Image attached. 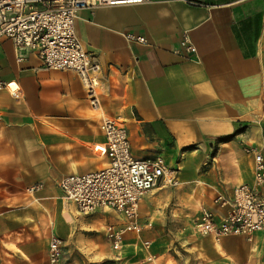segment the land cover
I'll return each instance as SVG.
<instances>
[{
  "label": "crops",
  "instance_id": "1",
  "mask_svg": "<svg viewBox=\"0 0 264 264\" xmlns=\"http://www.w3.org/2000/svg\"><path fill=\"white\" fill-rule=\"evenodd\" d=\"M262 12V0H145L80 10L75 33L101 69L94 105L74 72L48 70L35 54L18 61L3 39L0 82H16L21 97L0 89V264H49L54 236L64 242L58 264H73L65 240L77 229L121 225L110 211L80 220L58 187L63 177L107 166L93 153L104 142L103 117L123 122L135 159L160 157L177 170L178 184L197 201L189 228L201 209L224 216L228 206L215 199L230 200L234 188L251 183V150H264ZM184 36L194 54L180 49ZM190 234L179 264H264L260 233L251 241ZM130 235L137 234H125L124 249L135 244Z\"/></svg>",
  "mask_w": 264,
  "mask_h": 264
},
{
  "label": "built area",
  "instance_id": "2",
  "mask_svg": "<svg viewBox=\"0 0 264 264\" xmlns=\"http://www.w3.org/2000/svg\"><path fill=\"white\" fill-rule=\"evenodd\" d=\"M264 1V0H262ZM143 0H0V42L9 39L14 45L17 60L21 61L35 52L46 69L73 71L79 78L88 99L96 102L101 71L95 56L85 50L74 32L77 13L83 9L94 10L101 6L141 3ZM195 4V3H194ZM264 24V12H262ZM126 40L144 42L142 37L130 34ZM181 46L190 54L195 47L183 37ZM14 85L10 90L9 86ZM0 89L14 98L21 90L14 81L0 82ZM104 142L94 146L93 153L108 159L101 170L61 178L58 187L62 198L75 205L81 214H91L97 209H110L121 216L120 228L109 226L108 239L115 250H120L125 233H139L141 226L138 210L141 199L157 186H176L177 171L166 168L161 158L153 161L135 159L123 122L104 119L101 123ZM264 158L254 159V186H237L230 200L217 197L215 203L228 206L222 217L203 210L193 224L197 236H245L264 232ZM149 247V244H145ZM64 242L52 237L47 248L49 264H58L63 257Z\"/></svg>",
  "mask_w": 264,
  "mask_h": 264
},
{
  "label": "rangeland",
  "instance_id": "3",
  "mask_svg": "<svg viewBox=\"0 0 264 264\" xmlns=\"http://www.w3.org/2000/svg\"><path fill=\"white\" fill-rule=\"evenodd\" d=\"M194 199L193 192L182 187L180 183L174 187L154 188L139 205L142 231L138 236L130 235L127 239L134 242V246L129 245L126 249L123 247L120 251H113L105 239L104 231H101L104 225L102 221L91 230L80 227L76 236L65 240L69 244L67 250L70 251L65 255H70L73 264H164L165 259V264H179L183 258V244L189 241L188 237L191 235L190 222L198 210L197 201ZM77 217L82 220L93 216L77 214ZM145 225L147 226L144 227ZM145 240L151 241L149 252L157 260H144L140 245ZM163 252H166L165 257Z\"/></svg>",
  "mask_w": 264,
  "mask_h": 264
},
{
  "label": "bare ground",
  "instance_id": "4",
  "mask_svg": "<svg viewBox=\"0 0 264 264\" xmlns=\"http://www.w3.org/2000/svg\"><path fill=\"white\" fill-rule=\"evenodd\" d=\"M145 0H143V2H144ZM143 2H141V3H143ZM141 3H134V4H141ZM195 3V4H194ZM189 4H192V5H199V2H194V1H192V2H190L189 1ZM127 5H133V4H127ZM115 6H123V5H115ZM101 7H114V6H101ZM74 23H75V21H74ZM74 32H75V29H74ZM75 35H76V33H75ZM77 36V35H76ZM135 36V35H134ZM136 37H142V36H136ZM184 37H186L187 38V36H184ZM78 38V37H77ZM143 38V37H142ZM144 39V38H143ZM6 40H9V39H6ZM183 40V38L181 39V41ZM187 40L189 41V39L187 38ZM11 41V40H10ZM80 41V40H79ZM145 41V40H144ZM181 41H180V44H179V46H180V49L182 50V51H184V52H187L182 46H181ZM190 42V41H189ZM11 43H12V41H11ZM138 43H140V42H138ZM142 43H144V42H142ZM12 45H13V43H12ZM13 47H14V45H13ZM87 51V50H86ZM90 53V52H89ZM188 53V52H187ZM28 54H35L36 56H37V54L35 53V52H30V53H28ZM90 54H92V53H90ZM93 55V54H92ZM38 57V56H37ZM39 58V57H38ZM39 60H40V58H39ZM96 60V59H95ZM41 61V60H40ZM42 62V61H41ZM49 70V69H48ZM51 70H53V69H51ZM54 71H59V70H54ZM68 71H71V70H68ZM71 72H73V71H71ZM82 85V84H81ZM82 87H83V89H84V86L82 85ZM10 88V87H9ZM10 90H12V88H10ZM84 92H85V90H84ZM98 91H96V93H97ZM85 95H86V92H85ZM97 95H98V93H97ZM97 95H96V102L95 103H92L89 99V102L92 104V105H94V104H96L97 103ZM86 97H87V95H86ZM88 98V97H87ZM104 119H109V118H103L102 120H104ZM102 120H101V123H102ZM101 123H100V129H101ZM102 131V130H101ZM125 132H126V130H125ZM103 133V132H102ZM251 154H252V181H251V183H243V184H245V185H249V186H254V159H255V156L256 155H261V157L262 158H264V150H262V149H258V150H251ZM157 158H160V157H157ZM156 159V158H155ZM154 159V160H155ZM162 159V158H161ZM163 160V159H162ZM107 161H108V159H107ZM142 161V160H141ZM153 161V160H152ZM163 162H164V160H163ZM164 164H165V162H164ZM165 166H166V164H165ZM166 168H168L167 166H166ZM170 169V168H169ZM173 171H177V170H174V169H172ZM178 185V184H177ZM176 185V186H177ZM168 185H164V186H157V187H155V188H158V187H167ZM171 187H174V186H171ZM154 189V188H153ZM152 189V190H153ZM235 189V188H234ZM260 190L261 191H264V187H262V188H260ZM151 191V190H150ZM149 191V192H150ZM234 191V190H233ZM147 194V193H146ZM145 194V195H146ZM144 195V196H145ZM232 195H233V192H232ZM143 196V197H144ZM143 199V198H142ZM141 199V200H142ZM67 201V200H66ZM77 209V208H76ZM203 210H207V209H201L200 211H199V213H198V216H197V219L200 217V215H201V212L203 211ZM98 211H104V212H108V211H110V212H112L113 213V211L112 210H110V209H97V210H95V211H93L92 213H96V212H98ZM207 211H209V212H211L212 214H213V212L212 211H210V210H207ZM78 213H80V212H78ZM91 213V214H92ZM81 214V213H80ZM83 215H85V214H83ZM88 215V214H87ZM214 215V214H213ZM66 216V215H65ZM215 216V215H214ZM216 217V216H215ZM66 218V217H65ZM218 218V217H217ZM138 219H139V216H138ZM196 219V220H197ZM196 220H194V222H193V224L195 223V221ZM140 224V223H139ZM109 226H113V227H115V228H120L119 226L117 227L116 225H111V224H107L106 226H105V228H104V236H105V239H106V241H107V243H108V245L112 248V250L113 251H115V252H117V251H120L121 249H122V247H123V244H124V236H123V242H122V246H121V249L120 250H115L114 248H113V246H112V243H111V241L108 239V236H107V233H106V229L109 227ZM140 226H141V224H140ZM194 226V225H193ZM142 231V226H141V230H140V232ZM139 232V233H140ZM130 233V232H129ZM132 233H135V232H132ZM139 233H135V234H137V235H139ZM257 233H260V234H262V235H264V232H257ZM257 233H254L253 234V236L251 237V239L249 240V239H247L245 236H242V237H244L247 241H251L252 239H253V237H254V235L255 234H257ZM125 234H127V233H125ZM229 236H233V235H228V236H223V237H219V238H214L213 236H201V237H212V238H214V239H220V238H224V237H229ZM149 244V242H147V241H143V242H141V245H140V248L147 254V260L148 261H150L151 259H152V256H150L148 253H149V247H150V244H149V247H147L145 244ZM63 249H64V247H63ZM49 263V262H48Z\"/></svg>",
  "mask_w": 264,
  "mask_h": 264
}]
</instances>
